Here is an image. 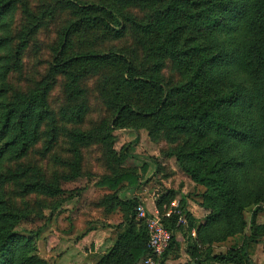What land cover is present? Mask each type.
I'll return each instance as SVG.
<instances>
[{
  "label": "trees",
  "instance_id": "16d2710c",
  "mask_svg": "<svg viewBox=\"0 0 264 264\" xmlns=\"http://www.w3.org/2000/svg\"><path fill=\"white\" fill-rule=\"evenodd\" d=\"M66 2L76 10V18L63 30L55 50V73L63 72L76 79L85 77L86 69H113L112 92L129 91L131 96L110 106L113 116L107 135L118 129L137 132L153 121L158 129L169 127L184 135L186 140L178 150L177 162L193 182L205 187L199 194V203L210 210L206 222L198 226V241L211 248L242 231L244 209L264 202V0H163L161 6L152 8L145 21H136L137 31L146 42L148 59L151 54L147 43L152 41L155 48L170 54L176 62L184 81L175 87L156 72L140 68L123 50L71 54L74 38L106 33L118 38L128 30L131 20L124 10L106 1ZM13 8V0H0V33L10 27L3 20ZM9 43L8 37L0 36V65L6 59ZM7 70L0 74L4 80ZM109 79L103 80L104 92L113 86ZM4 94L5 89H0V163L9 155H26L39 135L43 115L47 114L40 106L45 92L41 94L42 100L33 95L27 101L9 105L2 101ZM40 109L43 115L35 122ZM84 113L86 109L82 107L66 118L81 121ZM69 135L77 142L88 138L79 131ZM129 155L125 153V159ZM70 164L79 169L78 156ZM124 169L100 184L112 190L125 182L128 186L137 185V170ZM43 185L26 184V191L47 192ZM171 195L159 202L162 213ZM188 197L193 196L183 195L180 200L186 226L178 223V216L163 218L173 237L161 264L171 250L180 247L176 231L197 228L196 220L185 207ZM138 203V198L123 202L127 214L116 244L96 264H136L150 255L146 225L136 221ZM7 218L2 216L1 221ZM255 229L259 234L264 226ZM260 242L254 235L245 237L240 245L208 259L216 264H254L251 255L254 245ZM34 249L31 238L12 228H0V264H37L38 257L31 256Z\"/></svg>",
  "mask_w": 264,
  "mask_h": 264
},
{
  "label": "rangeland",
  "instance_id": "374dc122",
  "mask_svg": "<svg viewBox=\"0 0 264 264\" xmlns=\"http://www.w3.org/2000/svg\"><path fill=\"white\" fill-rule=\"evenodd\" d=\"M13 1L12 12L3 20L10 27L0 33L10 39L6 59L0 65V74L8 68L6 79L0 77V89H5L2 101L7 105L17 104L33 95L42 100L41 94L45 92L40 106H44L47 114L43 115L41 109L37 114L35 122L43 115L39 135L26 155L19 158L9 155L0 163V228H12L31 238L35 247L31 256L38 257L37 264H89L87 260L93 255H85L86 249L78 244L86 227L101 223L103 218L102 207L96 203L101 192H112L100 184L103 179L116 177L126 170L124 168L138 171L137 164L146 166L143 172L146 178L148 166L157 164L159 171L156 169L140 185L150 190H169L173 192L170 197L173 201L178 200L177 193L188 186V194L200 202L199 194L205 187L193 186L177 162L178 150L186 140L184 135L176 134L169 127L158 129L156 121L137 132L118 129L107 135V125L113 116L110 106L131 96L129 91L112 92L115 87L113 69L95 68L90 72L86 69L85 77L76 79L52 69L62 32L76 18V10L67 0ZM86 1H106L124 10L131 23L118 38L108 33L74 38L71 54L123 50L140 68L156 72L169 86L183 83L184 77L174 59L155 48L152 41L147 43L151 54L148 59L145 39L136 28V21H145L152 8L161 6L163 0H149L150 6L143 0ZM107 77L113 86L104 92L103 80ZM82 107L86 113L81 121L66 118ZM72 131L87 134V140L75 141L69 135ZM130 142L134 144L128 146ZM127 152L130 155L125 159ZM76 156L81 162L79 169L70 164ZM35 182L44 184L47 192L26 191V184ZM2 216L8 218L1 221ZM242 220V231L216 242V247L225 246L226 253L230 247L240 245L245 237L254 235L261 240L256 264H264V231L257 234L255 229L264 226V202L245 208Z\"/></svg>",
  "mask_w": 264,
  "mask_h": 264
},
{
  "label": "crops",
  "instance_id": "0c3cea01",
  "mask_svg": "<svg viewBox=\"0 0 264 264\" xmlns=\"http://www.w3.org/2000/svg\"><path fill=\"white\" fill-rule=\"evenodd\" d=\"M136 167L138 169L137 175L139 176L137 185L128 186L125 182L119 186L120 189L112 190V192H101L102 196L96 203V206L102 207L103 218L101 223L99 222L95 226L86 227L85 232L82 235L83 237L78 244L80 248L82 247L86 249L85 255H93V258L87 260L89 264H96L102 255L110 252L115 246L118 233L121 226L125 223L127 214L123 202L138 198L139 202L143 201L149 209H160L159 202L164 196L168 194L170 195V193L173 194V192H168L169 190H150L148 186L140 185L141 183L146 182L147 179L153 175L152 172L156 169L159 171L158 169L160 167L158 168L157 164L148 166L149 172H146L148 175L146 178L143 177V172L146 170V166H140L137 164ZM189 179L193 186L197 185L191 178ZM187 188L188 186L184 187L181 192L177 193L180 196L178 200L174 199V201L171 200L172 202L169 201V203L167 202L168 204L165 203L163 205L165 208L164 213L174 205H180L182 196L189 193L187 192ZM185 207L196 220L197 228L195 227L189 231L184 227L176 231V238L180 247L179 249H173L169 252L164 264H216L215 262H212L211 259H208V257L217 254V252L224 253L226 247L218 246L217 249L216 245H212L211 248H209L208 246L202 245L197 239L198 226L200 227L206 222V217L209 215L210 210L203 207L193 197L187 198V204ZM259 247L260 246L258 245L254 250L256 252L255 255L251 256L254 264H256ZM143 258L144 257H142L136 264H143ZM161 260L159 264H161Z\"/></svg>",
  "mask_w": 264,
  "mask_h": 264
},
{
  "label": "built area",
  "instance_id": "2783aa9c",
  "mask_svg": "<svg viewBox=\"0 0 264 264\" xmlns=\"http://www.w3.org/2000/svg\"><path fill=\"white\" fill-rule=\"evenodd\" d=\"M135 214L136 221L144 223L148 232L150 255L144 259L143 264H159L173 237V233L165 226L163 218L178 216V223L186 226L187 217L178 204L162 213L157 208L149 209L143 201H140L135 207Z\"/></svg>",
  "mask_w": 264,
  "mask_h": 264
}]
</instances>
